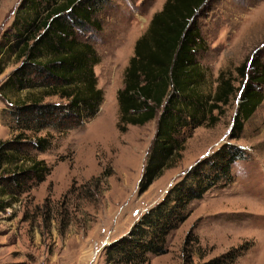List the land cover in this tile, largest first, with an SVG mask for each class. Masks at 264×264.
<instances>
[{
	"label": "rangeland",
	"instance_id": "rangeland-1",
	"mask_svg": "<svg viewBox=\"0 0 264 264\" xmlns=\"http://www.w3.org/2000/svg\"><path fill=\"white\" fill-rule=\"evenodd\" d=\"M166 0H104L96 24L79 38L95 49L94 67L103 102L83 127L60 134L51 130V147L33 153L51 168L44 182L0 213V264H104V249L125 234L139 217L158 203L199 160L223 144H234L247 158L231 167L232 182L217 186L190 205V215L167 238V252L150 264H183L182 248L191 232L192 264H201L234 248L245 251L234 264H264V98L245 122L239 139L230 132L239 95L231 98L218 122L184 130L181 159L139 194L146 156L156 120L144 126L116 128V94L124 70L155 13ZM21 0H0V86L19 66L5 48L17 27L28 19L17 15ZM204 50L197 60L214 90L220 73L238 87L237 69L254 60L264 64V0H209L197 17ZM27 91L0 92V141L17 131L9 118L12 106ZM264 95V87L262 88ZM47 103H65L58 96Z\"/></svg>",
	"mask_w": 264,
	"mask_h": 264
},
{
	"label": "trees",
	"instance_id": "trees-1",
	"mask_svg": "<svg viewBox=\"0 0 264 264\" xmlns=\"http://www.w3.org/2000/svg\"><path fill=\"white\" fill-rule=\"evenodd\" d=\"M209 0H166L155 13L124 70L123 86L117 91L116 128L144 126L156 120L139 194L148 190L165 170L181 159L184 130L206 124L214 126L231 98L239 95L230 138L239 139L245 122L263 102L264 64L250 61L238 69L239 85L220 73L214 90L197 58L204 40L197 27L198 14ZM104 0H21L13 24V39L5 43L19 66L0 86V92L27 91L12 106L9 118L17 131L13 139L0 141V213L12 209L19 198L44 182L51 168L33 153L51 147V135L83 127L94 118L103 102L94 67L99 57L90 43L79 38L96 24L95 15ZM58 96L65 103H47ZM247 158L244 149L223 144L199 160L132 227L104 249V264H150L152 257L167 252V238L190 215V205L217 186L232 182L231 167ZM187 235L182 248L183 264H192ZM245 251L234 248L201 264H234Z\"/></svg>",
	"mask_w": 264,
	"mask_h": 264
},
{
	"label": "built area",
	"instance_id": "built-area-1",
	"mask_svg": "<svg viewBox=\"0 0 264 264\" xmlns=\"http://www.w3.org/2000/svg\"><path fill=\"white\" fill-rule=\"evenodd\" d=\"M8 210H11V209H7L6 212H7Z\"/></svg>",
	"mask_w": 264,
	"mask_h": 264
}]
</instances>
